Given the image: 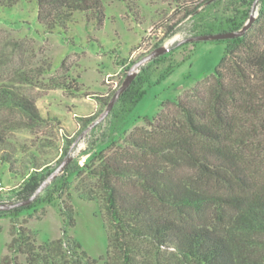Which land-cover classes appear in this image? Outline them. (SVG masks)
Wrapping results in <instances>:
<instances>
[{"label": "trees", "instance_id": "obj_1", "mask_svg": "<svg viewBox=\"0 0 264 264\" xmlns=\"http://www.w3.org/2000/svg\"><path fill=\"white\" fill-rule=\"evenodd\" d=\"M20 1L0 0V11ZM123 1L130 5L133 0ZM219 1L200 0L185 10L184 15L195 16L190 36L243 27L254 0H229L227 12L205 17L204 4ZM257 4L255 20L244 35L217 40L225 42V49L211 74L176 99L162 101L156 115L145 116L144 124L121 143L111 140L98 150L92 144L90 158L80 166L69 162L31 204L0 210V217L17 219L25 209L60 199L64 223L61 237L43 242L19 223L8 243L12 255L4 256L3 264H23L20 255L27 264H264V0ZM36 5L44 33L66 34L79 12L93 15L98 26L105 17L103 0H36ZM172 34L169 26L164 38ZM162 58L164 54L140 67L110 111H116V119H125L144 97L151 67ZM174 67L169 64L158 81ZM21 79L40 84L33 74L23 73ZM46 87L90 94L68 76L51 78ZM116 89L97 96L104 107ZM0 110L18 114L0 121V162L12 169L16 148L8 134L44 119L29 96L6 84L0 85ZM96 117H80L83 127ZM72 141L56 164L68 155ZM32 159L29 171L16 172L22 176L18 186L0 189V203L29 197L56 167ZM72 174L75 192L97 203L105 216L108 243L99 259L68 235L75 225L68 180Z\"/></svg>", "mask_w": 264, "mask_h": 264}, {"label": "rangeland", "instance_id": "obj_2", "mask_svg": "<svg viewBox=\"0 0 264 264\" xmlns=\"http://www.w3.org/2000/svg\"><path fill=\"white\" fill-rule=\"evenodd\" d=\"M198 1L133 0L129 5L123 0H103L105 17L101 26L95 23L93 15L79 12L66 34L44 33L37 21L36 0H22L12 9L0 11V85H10L29 96L44 119L36 127L16 129L8 134L16 148L17 162L12 169L0 162V187L18 186L22 176L16 172L29 171L32 158L49 166L57 165L70 139L74 141L63 158L70 156L74 164L82 165L81 158L84 157V163L91 156L88 151L92 144H96L94 150H98L111 140L121 143L134 127L144 124L145 116L156 115L162 101L176 99L198 79L211 74L223 56L224 41L177 44L192 35L195 16L184 14ZM229 8V0L207 2L202 13L210 19L219 17ZM169 26H173V34L164 38ZM160 41L158 46L167 44L170 50L161 62L151 67L144 97L125 119H116L115 111L98 121L105 107L97 96H105L118 88L132 62L149 53ZM169 64L175 65L174 69L158 81ZM23 73L35 75L39 86L23 81ZM63 76H68L72 84L90 93L89 96L46 87L51 78ZM93 115H97L93 122L83 127L80 117ZM6 117H18V114L0 110V121ZM58 176L60 173L55 177ZM68 180L75 219V225L68 228V235L74 237L88 255L99 259L105 255L108 243L105 216L97 203L83 200L75 192L74 174L69 175ZM59 206L60 199H56L53 203L25 209L17 219L0 217V264L4 256L12 255L8 243L19 223L32 231L37 242L61 237L64 223ZM19 260L27 264L22 255Z\"/></svg>", "mask_w": 264, "mask_h": 264}, {"label": "water", "instance_id": "obj_3", "mask_svg": "<svg viewBox=\"0 0 264 264\" xmlns=\"http://www.w3.org/2000/svg\"><path fill=\"white\" fill-rule=\"evenodd\" d=\"M257 3L258 0H254L251 6L249 18L243 25V27L239 30H227V31H220L215 33H207V34H199L194 36H188L179 42L177 44L183 43V42H193V41H205V40H221V39H230L234 37H239L245 34V32L250 28L252 23L255 20L256 14H257ZM170 50V46L167 44H164L162 46H157L153 50H151L149 53L143 55L139 60L134 62L129 70L127 75L125 76L123 82L121 85L115 90L112 97L110 98L108 104L106 105L103 112L100 114V117L98 118V121L104 119L111 111L115 103L117 102L119 96L121 93H123L131 84V82L136 77L139 68L143 66L145 63L151 61L152 59L158 57L159 55L165 54ZM72 158L70 156H67L63 158V160L56 165V167L43 179V181L39 184V186L34 190V192L27 198L14 201V202H3L0 203V210H9L16 207L26 206L31 204L36 197L41 193V191L47 186V184L59 173L62 172V170L67 166L69 162H71Z\"/></svg>", "mask_w": 264, "mask_h": 264}, {"label": "built area", "instance_id": "obj_4", "mask_svg": "<svg viewBox=\"0 0 264 264\" xmlns=\"http://www.w3.org/2000/svg\"><path fill=\"white\" fill-rule=\"evenodd\" d=\"M83 160H84V157L81 158L80 164H83ZM0 189H2V187H0Z\"/></svg>", "mask_w": 264, "mask_h": 264}]
</instances>
